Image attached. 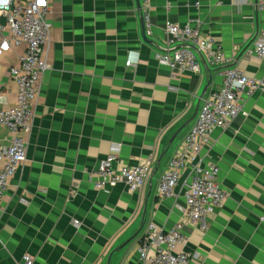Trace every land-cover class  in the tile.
<instances>
[{
  "label": "crops",
  "instance_id": "1",
  "mask_svg": "<svg viewBox=\"0 0 264 264\" xmlns=\"http://www.w3.org/2000/svg\"><path fill=\"white\" fill-rule=\"evenodd\" d=\"M253 0H52L42 90L34 107L27 160L7 189L0 219V264H147L141 239L148 223L170 230L192 173L174 196L161 198L159 178L194 125L203 98L222 82L215 68L172 70L159 55L169 24L201 20L203 31L250 77L264 81V63L245 56L264 30V7ZM24 48L0 56V97L16 102L11 69ZM246 116L215 129L201 152L220 167L228 193L203 231L186 223L190 264H264V89L245 95ZM190 121V122H189ZM189 124L170 141L177 130ZM0 125V146L11 141ZM136 165L153 155L136 192L125 183L95 186L92 173L108 155ZM2 163L0 162V169Z\"/></svg>",
  "mask_w": 264,
  "mask_h": 264
},
{
  "label": "built area",
  "instance_id": "2",
  "mask_svg": "<svg viewBox=\"0 0 264 264\" xmlns=\"http://www.w3.org/2000/svg\"><path fill=\"white\" fill-rule=\"evenodd\" d=\"M241 4L253 0H236ZM52 0H0V56L14 48L23 47L19 63L11 69L16 84L14 105H5L0 97V125L11 133L8 145L0 146V219L4 212L3 199L11 179L27 160L28 136L33 130L34 107L42 90V76L50 68L47 47L51 24L48 21ZM260 8L264 2L259 3ZM144 16L150 21L149 0H144ZM201 20L187 24H169L166 29L167 46L159 55L160 61L170 69L199 73L201 62L216 69L222 82L203 98V105L194 125L185 135L181 146L171 157L166 170L159 178L161 198L174 196L183 174L192 173L184 191L185 204L180 206L184 219L170 230L148 223L141 239L140 255L147 264H190L192 254L183 250L188 238L184 225L190 223L205 231L209 217L224 206L228 193L221 186L220 167L201 157L202 149L210 142L212 132L227 128L240 115L246 116L245 95L264 89V81L250 77L225 55L223 48L203 31ZM245 56L264 63V30L259 32ZM153 155L139 164L128 166L117 163L114 154L104 158L92 177L96 188L125 183L132 192L139 191L147 182ZM24 264H34L26 254Z\"/></svg>",
  "mask_w": 264,
  "mask_h": 264
},
{
  "label": "water",
  "instance_id": "3",
  "mask_svg": "<svg viewBox=\"0 0 264 264\" xmlns=\"http://www.w3.org/2000/svg\"><path fill=\"white\" fill-rule=\"evenodd\" d=\"M189 122L185 123L181 128H179L177 130L176 134L172 137V139L170 141V144H172L174 142V140L176 139L177 135L189 124Z\"/></svg>",
  "mask_w": 264,
  "mask_h": 264
}]
</instances>
